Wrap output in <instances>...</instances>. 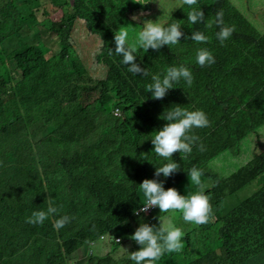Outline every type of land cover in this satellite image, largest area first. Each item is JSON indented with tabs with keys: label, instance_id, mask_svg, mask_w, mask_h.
<instances>
[{
	"label": "trees",
	"instance_id": "16d2710c",
	"mask_svg": "<svg viewBox=\"0 0 264 264\" xmlns=\"http://www.w3.org/2000/svg\"><path fill=\"white\" fill-rule=\"evenodd\" d=\"M197 3L205 19L190 24L184 5L167 12L160 8L166 2L73 0L71 13L51 29L59 50L48 56L43 43L31 41L38 35L18 34L25 25L19 10H28L24 0H0L10 29L0 38L12 33L19 42L0 54V264H76L83 251L91 253L93 245L99 252L106 243V255L87 256L85 263L128 264L114 258L120 238L130 237L127 223L133 230L147 219L159 224L150 221L152 213H134L144 203L138 185L156 177L166 189L180 182V194L195 191L187 178L192 167L202 170L212 214L184 233L179 252L164 253L157 264H206L217 250L224 258L215 264H264V0ZM217 12L234 26L222 44L215 38ZM134 14L140 19L131 20ZM145 19L176 22L186 36L200 30L209 39L200 45L182 36L177 45L138 48L136 62L149 75H133L111 51L113 36L127 27L134 43ZM200 46L212 52L214 64L195 62ZM181 63L193 73L191 86L181 81L162 99L151 98L145 91L151 74ZM136 93L140 101H134ZM172 104L203 109L209 125L193 130L204 150L174 152L180 168L165 178L153 175L162 158L150 138L166 123L159 117ZM115 109L123 116H114ZM223 157L243 161L224 178L215 161ZM240 191L246 195L238 199ZM49 196L57 216L71 218L59 230L55 216L42 225L27 223L32 211L46 209Z\"/></svg>",
	"mask_w": 264,
	"mask_h": 264
},
{
	"label": "clouds",
	"instance_id": "9594fccd",
	"mask_svg": "<svg viewBox=\"0 0 264 264\" xmlns=\"http://www.w3.org/2000/svg\"><path fill=\"white\" fill-rule=\"evenodd\" d=\"M182 4L187 6L186 19L190 24L204 22L203 11L200 7H196L197 0H182ZM138 19L140 17L136 14L131 17L133 21ZM214 23L219 27V30L215 32V38L222 44L231 37L234 26L225 24L222 12L216 13ZM128 36L127 27L115 30L113 36L114 49L111 51L120 57V63L127 66L129 73L133 75L140 73L142 76H148L149 73L136 62L138 48L146 51L149 48L157 50L161 46L177 45L182 36L184 39H190L200 45L206 44L209 39L204 31L193 30L190 36H186L181 31L179 23L147 19L140 23L134 43H129ZM195 62L204 67L214 64L215 58L207 47L200 46L195 49ZM181 81L191 86L193 73L188 66L182 63L174 64L168 66L166 70L151 74L150 82L146 84L145 91L150 93L151 98L162 99L168 90L175 88L174 85ZM112 114L123 116L122 112L120 114L116 109L112 111ZM159 118L166 123L155 128L150 140L153 145L152 150L158 157L162 158V162L159 166H155L153 175H162L166 178L180 168V164L172 158L174 152L184 153L187 156L192 153L193 146L198 147L201 151L204 150L203 144L200 143V137L193 130L207 127L209 119L203 109L188 108L178 104H172L166 108ZM201 177V169L192 167L188 170L187 178L188 180L190 178V183L196 187V190L185 194H180L174 187L165 189L163 180L143 179L138 186L142 192L144 203L140 204L139 208L134 209V213L138 216L144 212L151 213L150 207L155 206L159 208L160 212L179 210L185 222L196 225L207 223L212 214V209ZM58 211L56 201L49 196L47 197L46 209L32 211L27 218V223L42 225L47 219L55 216L53 228L59 230L69 223L71 218L68 215L57 216ZM183 236L182 228L177 226L171 218L164 221L159 220L158 226L140 222L130 236V239L139 245V248L129 252V259L134 264H157L164 253L179 252L183 248ZM214 257L211 256L206 264H210Z\"/></svg>",
	"mask_w": 264,
	"mask_h": 264
},
{
	"label": "rangeland",
	"instance_id": "374dc122",
	"mask_svg": "<svg viewBox=\"0 0 264 264\" xmlns=\"http://www.w3.org/2000/svg\"><path fill=\"white\" fill-rule=\"evenodd\" d=\"M26 3L28 10L23 11L19 10L20 15L22 18L25 20V25H23V29L21 28L18 32V34L21 37H28V38H34L35 35H38V38H35L31 41H34L35 44H38L39 42L43 43L45 48L48 51V56H52L59 50V36L51 30L55 28V25L61 23L68 14L71 13V7L73 0H24ZM145 2L153 3L157 7L161 5V3L166 2V4L160 6V8L167 9V12H169L170 9L175 10L178 6L183 5L182 0H145ZM8 22H11L8 20ZM7 17L4 16V13L0 11V34L7 33L9 30L7 29ZM80 24H82L80 22ZM83 40V38H81ZM70 44L74 47V42L70 39ZM19 46L18 40L13 36L11 33L9 37L4 40L0 38V54L1 55H8L11 50L17 48ZM78 50V48L76 47ZM102 60L105 59V56L101 58ZM91 68L96 70L97 76L100 75V69L98 64L95 62H92ZM143 98L142 94L136 93L133 96L134 101H140ZM215 161H219L220 164L219 166L216 165L217 167V172L219 177H227L232 173L234 170L237 169L242 164V160L236 159L234 162L230 158L223 157L222 159H217ZM154 179H157L154 177ZM158 180V179H157ZM203 183V182H202ZM165 184V182H164ZM163 184V186H164ZM166 189V187L164 186ZM174 188L180 192L182 188V184L180 182H177ZM246 195L245 191H240L238 192V199L243 198ZM151 211V218L150 221L155 220L159 222V220L164 221L167 218H171L177 226L181 227L183 232H187V230L192 229L193 227H196V224H192L190 222H185L182 219L181 213L179 210H170L169 212H160L158 207H150ZM167 213L169 215L167 218H164V215ZM148 217V216H147ZM148 221V219H147ZM146 221V222H147ZM145 222V223H146ZM133 224L127 223V225L124 227L125 231L128 230V234L131 236L133 233ZM120 238V237H119ZM121 241H119L120 245V251L114 254V258L117 259L116 262L119 261H129L128 264H134L129 259V252L133 251V246L137 245L133 240L130 239L128 236L126 239L120 238ZM105 240V239H104ZM102 240V241H104ZM110 243H106V246L104 248H100L99 252H96L93 248L91 249L90 247V252L88 253L87 249L83 251V253L79 254L80 258L76 259V264H84L85 260L87 259V256H96L100 257L103 255H106L110 251ZM224 255L221 256L219 259H213L211 260L210 264L212 263H221L223 260ZM98 261L95 259L92 263L90 264H97ZM89 264V263H85ZM199 264V263H197Z\"/></svg>",
	"mask_w": 264,
	"mask_h": 264
},
{
	"label": "crops",
	"instance_id": "0c3cea01",
	"mask_svg": "<svg viewBox=\"0 0 264 264\" xmlns=\"http://www.w3.org/2000/svg\"><path fill=\"white\" fill-rule=\"evenodd\" d=\"M216 254H217V255H216V257L218 258V257H219V255H220V251H219V250H217V251H216ZM128 263H129V262H128Z\"/></svg>",
	"mask_w": 264,
	"mask_h": 264
}]
</instances>
